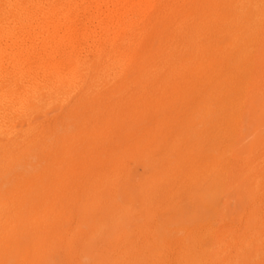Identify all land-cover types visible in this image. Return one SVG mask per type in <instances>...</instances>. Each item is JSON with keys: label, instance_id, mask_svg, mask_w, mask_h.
<instances>
[{"label": "rangeland", "instance_id": "374dc122", "mask_svg": "<svg viewBox=\"0 0 264 264\" xmlns=\"http://www.w3.org/2000/svg\"><path fill=\"white\" fill-rule=\"evenodd\" d=\"M246 3H170L135 74L90 75L0 139V264H174L201 231L249 221L218 186L264 154V0ZM166 177L180 184L161 195ZM257 240L248 264L264 226Z\"/></svg>", "mask_w": 264, "mask_h": 264}, {"label": "bare ground", "instance_id": "6f19581e", "mask_svg": "<svg viewBox=\"0 0 264 264\" xmlns=\"http://www.w3.org/2000/svg\"><path fill=\"white\" fill-rule=\"evenodd\" d=\"M185 1L0 0V139L6 142L15 139L17 126L27 124L35 108L46 107L70 91L88 87L90 75H104L115 82L131 69L135 74L138 69L131 67V62L151 23L165 16L170 3L177 6ZM239 2L253 3L254 0ZM262 148L264 150V146ZM259 152L261 149H252L250 156H257ZM240 168L244 169L243 173L232 172L230 178L219 182L218 186L224 196L236 195L246 203L249 221L225 226L223 219L218 229L201 231L189 246H182L176 252L174 264H248L254 261L259 240L252 242L251 233L262 231L264 226V212L261 213L264 154L256 159H244ZM178 184L179 180L166 177L160 194H168L169 188ZM73 204L68 206L72 208ZM26 255L23 253V257L27 258ZM134 257L124 258L123 262L144 264L152 255L145 261Z\"/></svg>", "mask_w": 264, "mask_h": 264}]
</instances>
